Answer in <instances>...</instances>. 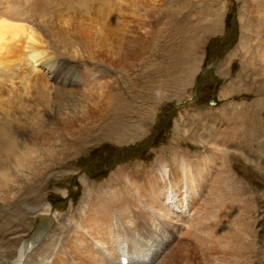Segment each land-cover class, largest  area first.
<instances>
[{"label": "rangeland", "instance_id": "obj_1", "mask_svg": "<svg viewBox=\"0 0 264 264\" xmlns=\"http://www.w3.org/2000/svg\"><path fill=\"white\" fill-rule=\"evenodd\" d=\"M0 15L28 24L53 54L28 88L11 73L18 59L0 73L20 94L0 99V127L13 151L27 146L40 160L39 175L16 167L22 192L0 202V264H42L43 239L55 226L72 233L68 223L97 200L91 190L108 196L119 168L138 176L176 153L217 156L212 194L203 186L185 198L200 212L176 230L195 254L189 264H264V0H0ZM42 214L50 230L16 263Z\"/></svg>", "mask_w": 264, "mask_h": 264}, {"label": "bare ground", "instance_id": "obj_2", "mask_svg": "<svg viewBox=\"0 0 264 264\" xmlns=\"http://www.w3.org/2000/svg\"><path fill=\"white\" fill-rule=\"evenodd\" d=\"M9 17L7 16V18H4L0 15V71H2L0 73L8 71H6L7 67L9 69V63L7 62L8 57L12 56L16 58V60L18 59V63L14 61L17 63L18 67H15L11 71L14 75L12 76L15 78L20 76L23 80L22 84L28 88L29 80L32 79L31 77L34 73L40 70L37 69V65L52 59L50 57H52L53 54L40 47V38L36 36L35 30L27 26L28 24L26 25L24 22H18L14 20V18L12 20ZM52 62L50 63L51 68L55 63ZM3 82L5 81L0 79V99L3 98L5 94L8 95L7 97L5 95V102L3 99L4 104H6V100H9V98L13 96L18 97L20 94L14 85L11 89L8 90V88H6L7 90H4L5 86L3 88ZM39 83L41 82L39 81ZM98 86H100V84ZM34 92L36 93V91ZM71 99L73 101L74 97ZM10 100L8 103H10ZM102 116L105 117L104 114H102ZM86 118L87 117L84 119ZM89 118L90 117H88V119ZM67 120L69 125L74 121L73 118H68ZM0 122L2 121L0 120ZM91 122L92 120L87 122L83 131L86 129L88 133H91L94 128ZM64 126L66 127V125ZM4 129V127H0L1 203L2 200L13 198V196H16V194L18 196L20 192H22L21 189L27 177L24 180V174L23 176L19 174L20 171H17L16 167L23 168V164L29 162L32 164V167L36 166L35 173L39 175L37 161H40L35 158L37 155H32V149L30 148L31 150H28L27 146L20 150L16 147V151H13V147L11 148L12 145L9 143L10 141L6 138ZM41 132L42 131L36 130L35 133L32 134V138H40L42 135L39 136V133ZM221 140H223V138ZM221 144H223L222 141ZM20 146L21 145H19V147ZM52 147L54 148V146ZM10 148L13 152L10 154L8 153L10 156L7 158V151H10ZM52 151L54 152L53 149L46 151L48 156L51 155V170L57 162L54 154L55 152L53 153ZM213 155H210L209 158L199 156L189 160V158L185 159L180 153H176L172 158V163L160 157L150 170L148 169L144 174L138 176L128 174V172L119 168L118 171L114 173L115 180L105 184V187L110 189V195L106 196L105 193L104 195L103 193H97V191L95 193L94 190H89V193L93 196L97 194V200L88 207L85 214L81 216V220L74 218L72 222L68 223L69 227L72 228V233L70 232L68 235H65L67 237H62L64 234H60L61 229L57 226L50 230L47 221L51 219L47 214H42V216H40V225L38 224L40 231H36V235L39 237L34 239L31 237L23 242L18 251L16 263H22L23 259H26V263L27 258L30 259V252L38 245L36 242L40 241V238L42 240V237L46 235L45 233L50 230L47 233L48 237L43 239L44 242L42 241V251H39V259L42 261V264L49 262L50 257L51 264H120L121 256L124 255L128 257L127 253L130 255V258L128 257V264H168L172 262V264H180V261L184 264H189V260L192 261L191 256L195 258V254H191L192 249L190 248L186 250L182 249L184 241L177 240V231L181 233L179 231V225L181 226L184 222V215L188 214L192 224H194L195 215L200 212L198 207L193 208L191 211V203L185 200V198L188 196L195 197L194 195H200L203 186L209 187V196L212 194V186L215 178L213 179V173L207 174V166L217 160L215 159L217 156L214 157ZM213 159L215 160L213 161ZM7 163L10 164L9 166L12 173L4 169ZM40 171L43 172L41 169ZM209 181H211V183ZM128 184L129 188L126 189ZM117 191L118 193L120 192V194L117 195ZM7 193H9V195L6 197ZM123 194H134L135 196L131 199L129 196L124 197ZM209 196L207 195L204 200L208 202ZM204 200H202L201 203ZM167 223L170 224L171 228ZM6 225L5 223L0 224V232H3ZM190 225L191 223H189L187 227ZM164 226H168L166 231L164 230ZM195 226H197V224H195ZM41 229L43 230L41 231ZM168 229H171V231H168ZM185 254H187V256H185Z\"/></svg>", "mask_w": 264, "mask_h": 264}]
</instances>
